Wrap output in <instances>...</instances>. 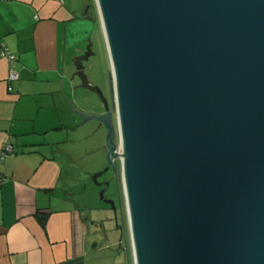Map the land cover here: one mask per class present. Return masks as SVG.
<instances>
[{
	"label": "water",
	"instance_id": "1",
	"mask_svg": "<svg viewBox=\"0 0 264 264\" xmlns=\"http://www.w3.org/2000/svg\"><path fill=\"white\" fill-rule=\"evenodd\" d=\"M95 4L118 145L89 44L71 77L103 110L76 113L104 125L106 169L119 159L133 264H264V0Z\"/></svg>",
	"mask_w": 264,
	"mask_h": 264
},
{
	"label": "crops",
	"instance_id": "2",
	"mask_svg": "<svg viewBox=\"0 0 264 264\" xmlns=\"http://www.w3.org/2000/svg\"><path fill=\"white\" fill-rule=\"evenodd\" d=\"M86 3L0 0V43L15 56H0V148L14 145L0 162V264H87L88 250L97 248L87 237L94 224L72 189L70 155L60 150L67 142L61 136L80 125L76 112L63 115L80 101L70 46L78 35L86 40L87 23L98 24L89 5L83 11ZM11 66L15 81L7 79ZM39 213H48L44 228Z\"/></svg>",
	"mask_w": 264,
	"mask_h": 264
},
{
	"label": "rangeland",
	"instance_id": "3",
	"mask_svg": "<svg viewBox=\"0 0 264 264\" xmlns=\"http://www.w3.org/2000/svg\"><path fill=\"white\" fill-rule=\"evenodd\" d=\"M88 2L85 4L83 11L89 5L87 15L89 14V17L93 20H97L98 24H94L91 21L84 26V30L81 32H84L86 40H81L82 36L79 35L76 37L80 40L76 43L74 41L70 46L71 56H68V63L73 67L71 61L72 55L76 54V49H84L88 44L90 45L92 53L88 61L84 63L85 73L89 82L98 86L110 102L116 134L115 142L118 145L113 82L108 53L95 0H88ZM73 82L78 85L75 88V93L76 98H80V101L74 103L71 107L64 108L63 115H65L66 111L68 113L79 110L101 112L103 109L96 97L91 92L80 87V80L77 77L73 78ZM68 94H70V90H68ZM73 119H79L78 124L80 125L77 127V131H74V129L67 130V133L61 136L66 138L67 142L62 144L60 150H64L70 155L65 163L70 177L72 180L74 179L72 189L76 193V201L84 215L94 224L93 230L89 232L87 237L90 242L95 241L97 243V248L88 250L87 264H133L119 159H117L119 168L116 175V170L112 166L106 169L108 163L104 149L106 135L104 125H100L94 119L82 123V118L76 117V115H74ZM105 169L106 171H104ZM99 172L103 173L98 178L103 181V184H107L104 185V195L112 199L117 208L118 202H120L121 211H117L116 215H114V212L107 204H104L99 199L100 187L96 186L93 180V175ZM119 247H123V251ZM127 256L129 258L128 261L125 260Z\"/></svg>",
	"mask_w": 264,
	"mask_h": 264
},
{
	"label": "built area",
	"instance_id": "4",
	"mask_svg": "<svg viewBox=\"0 0 264 264\" xmlns=\"http://www.w3.org/2000/svg\"><path fill=\"white\" fill-rule=\"evenodd\" d=\"M0 56L6 57L10 62L15 61V56L7 50L4 43H0ZM19 78L18 72L11 68L9 69L7 79L9 81H15ZM14 151V145L11 143H6L0 148V162L4 159L5 156L8 154H12ZM5 178L0 176V181L4 180Z\"/></svg>",
	"mask_w": 264,
	"mask_h": 264
},
{
	"label": "flooded vegetation",
	"instance_id": "5",
	"mask_svg": "<svg viewBox=\"0 0 264 264\" xmlns=\"http://www.w3.org/2000/svg\"><path fill=\"white\" fill-rule=\"evenodd\" d=\"M102 112V111H101ZM100 112V113H101ZM111 112H112V110H111ZM113 114V113H112ZM112 122H113V125H114V120L112 119ZM102 125V124H101ZM115 137H116V134H115ZM118 168H119V163H118V161L117 160H115V170H116V175H117V171H118ZM119 174V173H118ZM97 182H99V183H103V181H100V179L99 178H97ZM101 189H103V190H105V187H104V185H102L101 187H100V190ZM108 205V204H107ZM109 206V205H108ZM120 212L121 211V207H120V202H118V208L116 207V212Z\"/></svg>",
	"mask_w": 264,
	"mask_h": 264
},
{
	"label": "trees",
	"instance_id": "6",
	"mask_svg": "<svg viewBox=\"0 0 264 264\" xmlns=\"http://www.w3.org/2000/svg\"><path fill=\"white\" fill-rule=\"evenodd\" d=\"M48 213H39L36 215V219L38 220L39 224L41 225L42 228L45 227V221Z\"/></svg>",
	"mask_w": 264,
	"mask_h": 264
}]
</instances>
